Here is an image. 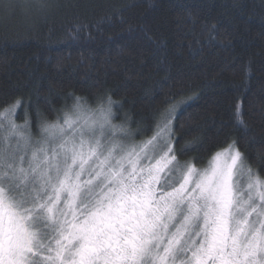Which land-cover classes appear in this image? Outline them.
<instances>
[{
	"label": "snow or ice",
	"instance_id": "snow-or-ice-1",
	"mask_svg": "<svg viewBox=\"0 0 264 264\" xmlns=\"http://www.w3.org/2000/svg\"><path fill=\"white\" fill-rule=\"evenodd\" d=\"M45 7L0 0V19ZM70 98L38 137L20 101L0 108V264H264V178L235 142L197 168L178 157L203 142L174 147L177 105L136 142L110 95Z\"/></svg>",
	"mask_w": 264,
	"mask_h": 264
},
{
	"label": "trees",
	"instance_id": "trees-1",
	"mask_svg": "<svg viewBox=\"0 0 264 264\" xmlns=\"http://www.w3.org/2000/svg\"><path fill=\"white\" fill-rule=\"evenodd\" d=\"M44 3L0 19V108L20 101L16 123L30 120L38 137L39 125L72 109L70 97L95 107L110 95L123 105L112 122L139 142L152 136L139 130L154 113L177 105L174 147L203 142L181 162L204 168L235 142L264 178V0Z\"/></svg>",
	"mask_w": 264,
	"mask_h": 264
},
{
	"label": "rangeland",
	"instance_id": "rangeland-1",
	"mask_svg": "<svg viewBox=\"0 0 264 264\" xmlns=\"http://www.w3.org/2000/svg\"><path fill=\"white\" fill-rule=\"evenodd\" d=\"M45 123H47V124H51L52 122H44V123H42V124H45ZM112 123H113V122H112ZM17 124H20V123L17 122ZM42 124H41V125H42ZM113 124H114V123H113ZM41 125L38 126L37 131L40 129ZM114 125H115V124H114ZM32 132H33V130H32ZM37 135H39V131H38V134H37ZM135 141H136V140H135ZM227 149H228V148H227ZM227 149H225V150H223V151H221V152H226ZM211 162H212V161H210L208 165H210ZM208 165H207V166H208ZM196 167H197V166H196ZM197 168H199V167H197ZM253 172H254V171H253Z\"/></svg>",
	"mask_w": 264,
	"mask_h": 264
}]
</instances>
